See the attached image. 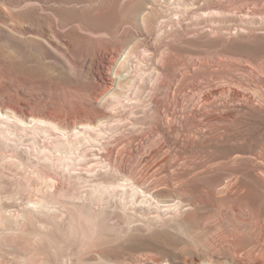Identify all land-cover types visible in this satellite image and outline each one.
I'll use <instances>...</instances> for the list:
<instances>
[{"label": "rangeland", "instance_id": "rangeland-1", "mask_svg": "<svg viewBox=\"0 0 264 264\" xmlns=\"http://www.w3.org/2000/svg\"><path fill=\"white\" fill-rule=\"evenodd\" d=\"M263 245L264 0H0V264Z\"/></svg>", "mask_w": 264, "mask_h": 264}, {"label": "bare ground", "instance_id": "bare-ground-1", "mask_svg": "<svg viewBox=\"0 0 264 264\" xmlns=\"http://www.w3.org/2000/svg\"><path fill=\"white\" fill-rule=\"evenodd\" d=\"M36 120V119H35ZM261 251H262V254H264V245L263 246H261V249H260Z\"/></svg>", "mask_w": 264, "mask_h": 264}]
</instances>
